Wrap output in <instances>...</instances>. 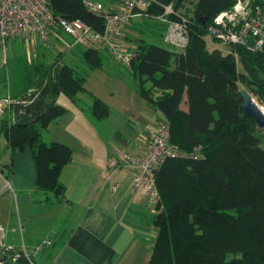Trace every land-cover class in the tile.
<instances>
[{
    "label": "trees",
    "instance_id": "16d2710c",
    "mask_svg": "<svg viewBox=\"0 0 264 264\" xmlns=\"http://www.w3.org/2000/svg\"><path fill=\"white\" fill-rule=\"evenodd\" d=\"M173 1L188 19L190 41L184 49L165 42L167 24L155 17L161 4ZM236 1L156 0L128 27L126 38L136 53L131 67L124 68L183 153L166 160L156 174L157 235L150 264H264V129L244 111L239 94L245 89L264 102V58L242 44L224 55L209 50L206 41L209 22ZM50 8L58 17L79 18L103 30L102 19L82 0H50ZM69 38L63 50L40 49L36 42L32 53L25 46L14 48L0 64V97L9 100L0 119V134L11 150L7 167L12 173L15 154L29 148L37 165L36 189L49 202L64 199L60 177L74 154L68 144L43 138L51 122L67 112L58 103L60 93L98 120L111 111L87 90L86 81L113 53ZM81 94L90 98L89 106Z\"/></svg>",
    "mask_w": 264,
    "mask_h": 264
},
{
    "label": "crops",
    "instance_id": "0c3cea01",
    "mask_svg": "<svg viewBox=\"0 0 264 264\" xmlns=\"http://www.w3.org/2000/svg\"><path fill=\"white\" fill-rule=\"evenodd\" d=\"M111 60L124 72L104 63L86 81L87 90L109 104L110 115L98 120L62 91L58 103L67 112L44 132L45 141L68 144L74 152L60 177L64 199L49 202L36 189L37 165L29 148L15 154L10 172L11 150L0 134V224L6 241L24 243L36 264H150L156 204L134 189L135 169H109L108 159L123 152L142 156L158 113L138 93L125 66L113 55ZM80 98L90 105L87 95ZM48 239L51 244L39 249Z\"/></svg>",
    "mask_w": 264,
    "mask_h": 264
},
{
    "label": "built area",
    "instance_id": "2783aa9c",
    "mask_svg": "<svg viewBox=\"0 0 264 264\" xmlns=\"http://www.w3.org/2000/svg\"><path fill=\"white\" fill-rule=\"evenodd\" d=\"M82 1L90 13L102 19V31L79 18L56 16L50 8V0H0V49L5 48L6 42L12 38L36 35L40 40L48 41L60 30L71 37L74 44L107 49L121 65L131 67L136 45L126 38L129 24L147 13L156 0ZM161 6L162 13L155 17L167 24L165 42L179 49L186 48L190 41L187 16L174 1ZM207 34L215 40L247 45L255 52L264 53V0H237L230 9L220 12L209 22ZM8 103V99H0V119ZM170 136L169 125L159 122L142 156L123 152L119 157L108 159L109 169H135L134 189L148 195L156 205L159 200L158 169L169 158L183 155L171 143ZM157 211L155 206L153 213ZM50 244L51 240H44L39 249ZM0 264H36L24 243L15 246L6 241V229L2 224Z\"/></svg>",
    "mask_w": 264,
    "mask_h": 264
},
{
    "label": "rangeland",
    "instance_id": "374dc122",
    "mask_svg": "<svg viewBox=\"0 0 264 264\" xmlns=\"http://www.w3.org/2000/svg\"><path fill=\"white\" fill-rule=\"evenodd\" d=\"M61 38H57V35H53L48 41H42L43 43H46L43 44L41 43V40L38 39V37L35 35L33 37H30V38H12L10 40H8L6 42V45H5V48H2L1 47V56H0V62L2 63V61L4 60V58H6V56L10 55V53L13 51V49L15 48H23L24 46L27 48V50L29 52H34L35 50V42L36 44L39 46L40 49H43L45 47L48 48H52V47H59V49L63 50V49H66V44H68V42H70V38L68 35L64 34V33H60L59 34ZM24 40V41H22ZM206 41H207V48L209 50H213V49H220L221 52L224 54V55H227L229 54L231 51H232V44H229V43H224L222 41H218V40H215L214 38H212L211 36H207L206 37ZM156 43H159V44H163L165 46H168L166 44H164L162 41L158 40V41H155ZM50 53L52 52V50H48ZM53 53H56V51L53 50ZM259 56L260 57H263L264 58V53H259ZM68 58V57H67ZM67 58H65V60H67ZM80 63H82V60H79ZM105 64L106 66H108L109 69H118L120 72H124L123 69L120 68V66L116 65L112 60H111V57H107L105 59ZM113 65V66H112ZM113 68H112V67ZM56 73L59 74L60 73V66L56 67ZM126 74V73H124ZM126 75H129V74H126ZM130 76V75H129ZM255 100L259 103L260 106H262L264 108V102L261 101L259 99V97H254ZM47 137V136H46ZM155 206V205H154ZM227 207L229 208H232L234 207V204L232 203H228L227 204ZM34 261H36L34 258H33Z\"/></svg>",
    "mask_w": 264,
    "mask_h": 264
},
{
    "label": "water",
    "instance_id": "95a60500",
    "mask_svg": "<svg viewBox=\"0 0 264 264\" xmlns=\"http://www.w3.org/2000/svg\"><path fill=\"white\" fill-rule=\"evenodd\" d=\"M206 21V19L203 20V22ZM239 94L242 98V108L244 111L255 120L257 126L260 129H264L263 107L259 105V103L255 100L253 95L249 93V91L242 89Z\"/></svg>",
    "mask_w": 264,
    "mask_h": 264
}]
</instances>
